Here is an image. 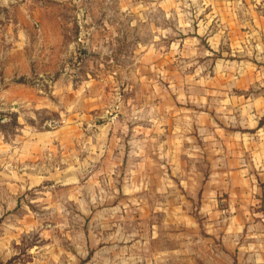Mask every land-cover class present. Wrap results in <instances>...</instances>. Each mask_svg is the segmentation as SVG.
Segmentation results:
<instances>
[{
    "label": "rangeland",
    "instance_id": "rangeland-1",
    "mask_svg": "<svg viewBox=\"0 0 264 264\" xmlns=\"http://www.w3.org/2000/svg\"><path fill=\"white\" fill-rule=\"evenodd\" d=\"M252 11L254 0H0V264H219L205 258L224 237L211 229L235 198L205 186L264 116L240 129L211 85L264 66L239 34Z\"/></svg>",
    "mask_w": 264,
    "mask_h": 264
},
{
    "label": "crops",
    "instance_id": "crops-1",
    "mask_svg": "<svg viewBox=\"0 0 264 264\" xmlns=\"http://www.w3.org/2000/svg\"><path fill=\"white\" fill-rule=\"evenodd\" d=\"M234 21L235 24L238 22L237 19ZM248 23H250L249 31L240 30L239 34L245 37L254 36V49L264 52V0H254V11ZM246 69L250 73L242 70L239 78L230 80L222 78L221 81L217 79L211 86L218 90L221 89V94L215 89L213 93L222 95V103L226 106L231 104L234 113L225 112L227 116L240 118V129L250 131L257 128L258 120L264 116V111L258 109L255 104L264 102V66L256 62H248ZM248 133L235 134L232 139L235 149L231 146L226 155L216 161L218 166L222 165L219 172L214 175L213 182L210 183L216 185L205 186L215 196L226 193L235 198L229 210L230 218L223 222L222 228L219 222L218 227L214 225L211 229L224 232V237L217 241V246L221 248L219 253L215 254L213 250L205 257L206 262L264 264V212L259 208L264 204V178H262L264 176V126L257 131L254 137H249ZM239 146L240 150H238ZM248 159H250L249 163H247ZM227 162H232V168L226 167ZM72 180L75 183H81L78 177ZM259 181L262 182L261 187H259ZM71 183L66 180L67 185ZM156 239L157 237H152L149 241L153 242ZM206 244L213 245L216 242L212 240L211 243ZM178 251L180 248L168 250L165 253L160 252V255L155 258L165 255L168 258L166 260L172 261L178 256Z\"/></svg>",
    "mask_w": 264,
    "mask_h": 264
}]
</instances>
